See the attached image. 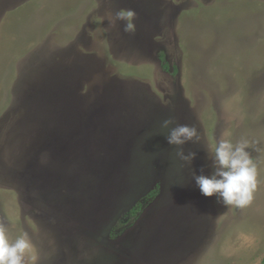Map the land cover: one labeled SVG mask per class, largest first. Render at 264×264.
I'll list each match as a JSON object with an SVG mask.
<instances>
[{"label":"rangeland","instance_id":"1","mask_svg":"<svg viewBox=\"0 0 264 264\" xmlns=\"http://www.w3.org/2000/svg\"><path fill=\"white\" fill-rule=\"evenodd\" d=\"M111 105L157 135H96ZM170 118L200 133L191 164ZM221 139L257 164L244 208L196 185ZM0 227L26 264H261L264 0H0Z\"/></svg>","mask_w":264,"mask_h":264},{"label":"clouds","instance_id":"2","mask_svg":"<svg viewBox=\"0 0 264 264\" xmlns=\"http://www.w3.org/2000/svg\"><path fill=\"white\" fill-rule=\"evenodd\" d=\"M135 17L136 13L132 9H120L115 13L116 21H127L125 32L135 31ZM173 124L176 126L172 127ZM162 126L170 129L166 139L170 145L179 148V159L191 164L196 153L185 154L183 146L201 141L198 129L194 125L177 124L172 118L164 120ZM249 147L246 139L235 144L227 139L209 144L208 151L214 170L210 175L194 177L201 194L206 197L216 196L217 202L225 206H248L257 188L258 175L257 164L247 151ZM31 248L32 243L26 234L10 242L5 228L0 227V264H26L25 256Z\"/></svg>","mask_w":264,"mask_h":264},{"label":"crops","instance_id":"3","mask_svg":"<svg viewBox=\"0 0 264 264\" xmlns=\"http://www.w3.org/2000/svg\"><path fill=\"white\" fill-rule=\"evenodd\" d=\"M119 102L122 105V102ZM108 107L105 108V106H97L93 107L91 110L93 119L92 121L95 123H100V125L96 128L97 130H93L94 132H97L96 135H157L154 132L156 131L154 128H149L148 125L145 124L146 121L142 120L143 117L141 115L139 117H137V113L131 115V113H129L130 110H128L127 113H122V110L125 108V106L120 107L117 110L113 109L116 108L113 105ZM134 118L136 119L133 120ZM175 122L178 124L177 121ZM172 127H175V124H173ZM66 133H68V130ZM87 135H90V132ZM154 235L155 234H152L147 242L150 243L152 241L155 245V242L151 239ZM168 244L164 245L165 249H171V244ZM172 244L174 245V243ZM164 248H162L160 251H162Z\"/></svg>","mask_w":264,"mask_h":264},{"label":"trees","instance_id":"4","mask_svg":"<svg viewBox=\"0 0 264 264\" xmlns=\"http://www.w3.org/2000/svg\"><path fill=\"white\" fill-rule=\"evenodd\" d=\"M160 56H161L162 59H165V53H164V52H161V53H160ZM165 66H167V65L165 64ZM261 264H264V257H263V259H262Z\"/></svg>","mask_w":264,"mask_h":264}]
</instances>
